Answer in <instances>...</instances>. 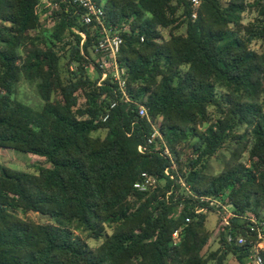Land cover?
Masks as SVG:
<instances>
[{
	"label": "trees",
	"instance_id": "obj_1",
	"mask_svg": "<svg viewBox=\"0 0 264 264\" xmlns=\"http://www.w3.org/2000/svg\"><path fill=\"white\" fill-rule=\"evenodd\" d=\"M101 1L122 38L128 102L108 80L97 86V27L78 20L80 9L54 11L45 28L39 0H0V148L47 162L36 172L0 164V264H249V242L228 243L218 221L209 229L208 213L194 214L208 204L189 193L239 215L264 210V0H198L194 18L191 0ZM73 30L85 34L81 46ZM21 80L34 84L39 108L15 97ZM152 123L170 157L138 152ZM226 148L222 169L208 173ZM143 172L160 180L147 193L133 188ZM230 226L246 237L245 223ZM82 235L103 238L90 247Z\"/></svg>",
	"mask_w": 264,
	"mask_h": 264
},
{
	"label": "built area",
	"instance_id": "obj_2",
	"mask_svg": "<svg viewBox=\"0 0 264 264\" xmlns=\"http://www.w3.org/2000/svg\"><path fill=\"white\" fill-rule=\"evenodd\" d=\"M193 6L192 18L196 15L199 1L191 0ZM77 7L80 9L78 13V20L84 25L94 24L97 27L98 40L93 47L92 54L94 56L95 64L100 77L97 80V86H102L105 80H108V85L112 89V93L119 101L128 102L130 100L129 94L126 89V71L120 67L117 62V54L122 43V38L116 28L108 26L104 19V12L101 0H40L38 4V13L40 22L45 28H50L54 23L53 12L59 11L62 8ZM74 33L80 36L79 45L81 46L85 40V34L73 30ZM73 69V66H70ZM117 101L114 100L109 108H113ZM138 116L146 117L147 112L144 106L137 107ZM108 115L102 117L106 120ZM150 147L161 155L170 157L168 148L163 141L159 131V123L151 124V132L147 136L145 143L137 147L138 152L143 153L146 148ZM175 164L172 162V168ZM164 176L173 180V175L168 169L164 170ZM160 182L155 176H151L145 172L141 173L140 178L133 184L135 191L139 193H147L155 189L156 185ZM178 183L185 187L181 179ZM186 188V187H185ZM187 190V189H186ZM189 195L200 201L206 202L208 205L195 207L194 214H206L215 212L218 215V227L228 228L226 234V241L236 245H243L246 241L250 244V253L248 256L249 264H264L262 253H264V219L257 218L252 214L245 213L243 215L237 214L232 207L226 205L215 197H197L189 193ZM181 205L179 206V208ZM238 219L245 223L246 237L238 233V227H231L230 220ZM173 243L178 241V231L172 235Z\"/></svg>",
	"mask_w": 264,
	"mask_h": 264
},
{
	"label": "rangeland",
	"instance_id": "obj_3",
	"mask_svg": "<svg viewBox=\"0 0 264 264\" xmlns=\"http://www.w3.org/2000/svg\"><path fill=\"white\" fill-rule=\"evenodd\" d=\"M253 17H254V13L247 11L246 13L243 14V23L245 24V23L251 21ZM180 30L182 31V29H180ZM162 32H163L164 36H166L167 31L163 30ZM70 38L71 37L69 36L67 39H70ZM251 47L254 50H259V42L253 41L251 44ZM92 67H93V64H92V66L89 67V69H90V72L94 76L95 71L92 70ZM15 97L19 101L31 106L32 108L37 109L42 105V101L40 100V98H39V96L35 90L34 84H30L24 80H21L19 82V84L16 86ZM82 102H83L82 100H79L80 104H82ZM241 131H242V129H241ZM104 133H105L104 131H98L95 133V135L103 137ZM229 146H232V143H230ZM228 150L229 149H227V148L222 149V150L218 151L214 156L210 157L207 160V170L206 171L208 173L216 174L222 169V166L228 157ZM188 154H189V149H186V150L184 149L182 156H181L182 159L187 157ZM0 164L5 165V166L12 168V169H17V170L27 171V172H36L39 167L46 166L47 162L45 161L44 158L37 157V156L32 155V154L22 153V152H18V151L11 150V149L0 148ZM219 202H222V201H219ZM26 217H28V218H30V219L38 222V223H46L49 221L47 217L41 216L39 214L32 213V212L28 213L26 215ZM260 218L264 219V210L261 212ZM217 221H218V215L215 212L214 213L213 212L208 213L206 226L209 229H214ZM106 232L109 233V230L106 229L105 233ZM82 238L85 239L88 246L95 247L102 241L103 237L85 238V235H82ZM216 246H217L216 242H213L212 248H216ZM227 261L230 264H237L235 259L232 256H228Z\"/></svg>",
	"mask_w": 264,
	"mask_h": 264
},
{
	"label": "crops",
	"instance_id": "obj_4",
	"mask_svg": "<svg viewBox=\"0 0 264 264\" xmlns=\"http://www.w3.org/2000/svg\"><path fill=\"white\" fill-rule=\"evenodd\" d=\"M40 1V0H39Z\"/></svg>",
	"mask_w": 264,
	"mask_h": 264
}]
</instances>
